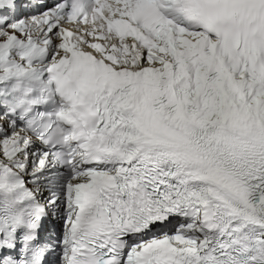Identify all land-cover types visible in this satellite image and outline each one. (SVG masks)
I'll list each match as a JSON object with an SVG mask.
<instances>
[{
	"label": "snow or ice",
	"instance_id": "obj_1",
	"mask_svg": "<svg viewBox=\"0 0 264 264\" xmlns=\"http://www.w3.org/2000/svg\"><path fill=\"white\" fill-rule=\"evenodd\" d=\"M0 264H264V0H0Z\"/></svg>",
	"mask_w": 264,
	"mask_h": 264
}]
</instances>
